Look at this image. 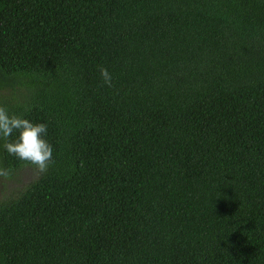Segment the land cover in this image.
Returning a JSON list of instances; mask_svg holds the SVG:
<instances>
[{"label":"trees","instance_id":"16d2710c","mask_svg":"<svg viewBox=\"0 0 264 264\" xmlns=\"http://www.w3.org/2000/svg\"><path fill=\"white\" fill-rule=\"evenodd\" d=\"M0 105V264H264V0H0Z\"/></svg>","mask_w":264,"mask_h":264},{"label":"clouds","instance_id":"9594fccd","mask_svg":"<svg viewBox=\"0 0 264 264\" xmlns=\"http://www.w3.org/2000/svg\"><path fill=\"white\" fill-rule=\"evenodd\" d=\"M103 84L112 87V77L106 68H100ZM18 133L14 142L9 141L13 132ZM47 125L34 124L15 114L9 115L7 109L0 105V140L9 155L34 166L39 174H45L53 160V148L44 139ZM11 174L9 169L0 167V177L7 178Z\"/></svg>","mask_w":264,"mask_h":264},{"label":"rangeland","instance_id":"374dc122","mask_svg":"<svg viewBox=\"0 0 264 264\" xmlns=\"http://www.w3.org/2000/svg\"><path fill=\"white\" fill-rule=\"evenodd\" d=\"M35 176V169L24 166L14 173L12 179L0 177V197L16 187L30 182Z\"/></svg>","mask_w":264,"mask_h":264}]
</instances>
